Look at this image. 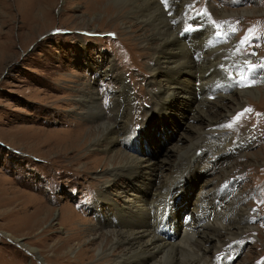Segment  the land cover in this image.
I'll list each match as a JSON object with an SVG mask.
<instances>
[{
    "label": "rangeland",
    "instance_id": "374dc122",
    "mask_svg": "<svg viewBox=\"0 0 264 264\" xmlns=\"http://www.w3.org/2000/svg\"><path fill=\"white\" fill-rule=\"evenodd\" d=\"M191 1L185 16H189L188 12L198 16L204 14L221 35V42H217L236 41L237 50L247 66L264 69V0ZM128 7L127 0H101L99 4L94 0H0V264H66L64 257L56 259L50 250L52 243L64 238L67 232L56 224L60 212L68 214L74 206V211L84 219L93 218L90 197L84 186L94 184L92 179L106 168L85 170L86 177H82L77 174L82 161L73 163L71 152L63 157L55 153L54 147L66 143L68 137L73 136L75 124L81 121L79 110L72 106V95L82 84L96 91L104 113L116 115L112 108L110 110V95L113 92L112 99L113 95H118L119 83L113 77L103 78L101 73L110 61L130 85L132 110L128 129L130 137L138 140L133 151L127 149L129 144L116 149V154L124 151L137 159L156 162V165H170L179 153L196 141L198 133L203 136L208 132L219 135L220 143L229 141L227 143L234 145L232 148L239 144L246 146L237 153L233 149L235 156L226 160L235 168L230 179L244 198L247 216L255 221L253 228L242 233L237 242L242 249L234 264H264V81L246 90L255 96L233 95L235 100L230 98L218 103L219 107L209 114L217 123L210 127L192 120L199 97L194 101L177 97L169 105L165 104L168 109L161 114L160 105L156 98L154 103L152 97L158 81L164 83L165 78L156 76L151 68L152 57L141 44L138 23L127 24L130 20ZM222 11L230 14L221 17ZM242 11L253 14L244 15ZM192 14L189 17L194 19ZM197 21L195 23H200ZM185 25L187 30L196 27L188 21ZM228 33L232 40H226ZM245 69L241 67L239 73ZM236 77L238 89H247L244 77L233 78ZM83 121V124L80 122L84 125L82 132L89 125L88 120ZM143 126V135L138 137ZM84 136L79 138V143ZM142 138L146 139L147 146ZM92 145L88 143V149L93 150ZM92 156L104 157L105 154L99 149ZM222 166L218 167L217 174ZM167 173L156 167L148 178L163 181ZM144 177L132 181L122 178L119 184L111 185L109 191L115 196L122 188L129 196L137 197L142 192V187L139 188L142 180H148ZM215 177L200 174L187 183L172 210L179 222L185 218L190 220L188 213L205 181ZM37 197L42 202L45 200L54 214L49 223L28 232L29 229L21 227L31 225V203ZM5 198L15 200L4 205ZM22 200H25L24 207ZM4 234L14 236L18 242L5 238ZM21 245L35 249L37 257ZM216 245L211 242L207 247L212 251ZM83 247L80 243L74 254ZM225 248L220 251L235 253L232 245L228 250ZM95 260L88 264H94Z\"/></svg>",
    "mask_w": 264,
    "mask_h": 264
},
{
    "label": "bare ground",
    "instance_id": "6f19581e",
    "mask_svg": "<svg viewBox=\"0 0 264 264\" xmlns=\"http://www.w3.org/2000/svg\"><path fill=\"white\" fill-rule=\"evenodd\" d=\"M94 1L101 3V0ZM127 2L131 20H128L127 24H132V21L138 23L142 32L141 44L152 57L151 68L156 76L165 78L164 83L158 81L155 96L152 97V101L156 98V103L160 105L158 108L161 114L166 113L168 105L177 97L187 101H194L199 97L192 120L210 127L217 123L209 114L219 107L218 103L229 100L233 95L247 93L255 96L253 92L246 90H251L257 82L264 81V69L247 66L237 50L238 43L232 40L229 33L226 40L231 38L232 41L219 43L221 35L210 22L208 23L204 14L198 16L188 12L189 16L194 15V19L185 16L191 0ZM242 13L253 14L252 11ZM229 14L222 11L221 17H227ZM197 20H200V23H195ZM187 21L190 25L197 26L185 31ZM241 67L246 69L240 74ZM101 73L103 78L113 77V80L119 83L118 95H113V99V92L110 95V110L112 108L116 115L104 113L96 91L89 89L86 83L82 84L72 95V106L79 110L81 121L88 120L90 126L82 132L81 127L84 125L81 121L82 124L77 122L72 131L73 136L68 137L66 143L54 148L55 153L63 157L71 152L73 156L70 160L73 163L82 161L81 171L77 172L82 177H86L85 170L90 171L97 167H105L106 170L92 179L94 184L84 186L91 201L89 209L93 215L92 219H84L79 212H75L74 206H71L68 214L60 212L56 224L66 228L67 232L64 238H58L52 243V257H64L66 264H88L94 258V264H234L236 255L242 249L237 242L242 233L253 228L255 221L247 216L244 198H241L242 194L239 195L235 182L232 183L230 179L235 168L226 160H232L235 156L233 151L237 153L246 146L239 144L232 148L234 145L227 143L229 141L220 143L219 135L208 132L203 136L198 133L196 141L190 143L185 152L179 153L175 162L170 165H156V162L137 159L124 151L116 154L115 150L122 146L124 148L130 144L127 149L133 151L138 144L135 137H130L128 129L132 94L126 76L118 72L113 61L108 62ZM237 75L244 77L248 83L247 89L239 90L238 79L233 78ZM233 100L235 99L232 98ZM165 104H168L167 107ZM144 126L139 129L138 137L143 135ZM83 135L84 140L79 143L78 140ZM142 141L147 146L146 139L142 138ZM90 142L93 143V150L88 149ZM99 149L104 151L105 156H92ZM42 156L38 155L40 159H43ZM220 165L223 166L217 174ZM156 167L168 172V177L163 181L155 182L151 180L152 177L148 178ZM254 169L258 171L257 168ZM200 174L216 177L205 181L201 193L188 213L190 220L185 218L186 220L179 222L172 213L178 203V195L183 194L187 183ZM139 176L148 178L147 181L143 179V184L139 186L142 187L141 195L129 196L122 188L115 196L109 191L111 185L119 184L122 178L132 181ZM112 196L116 197L119 203H116ZM14 200L15 198H5L3 201L6 204H3L7 205L8 201ZM24 201L21 202L23 207ZM31 204V225L27 228L25 225L20 226L21 229H29L28 232L49 223L54 214V211L45 205V200L42 202L37 197L32 199ZM81 225L84 227H80ZM3 236L10 238L14 243L18 242L14 236ZM211 242L217 244L212 251L207 247ZM80 243H83L84 247L78 248L74 254ZM230 245L235 253L220 251L224 247V250H228ZM21 246L31 250L33 256L37 257L35 249ZM51 260L55 262L54 259Z\"/></svg>",
    "mask_w": 264,
    "mask_h": 264
},
{
    "label": "snow or ice",
    "instance_id": "6c2138e0",
    "mask_svg": "<svg viewBox=\"0 0 264 264\" xmlns=\"http://www.w3.org/2000/svg\"><path fill=\"white\" fill-rule=\"evenodd\" d=\"M185 31H187V29H185ZM242 43H243V41H242ZM245 111H248V110H245ZM237 119H239V116L237 117ZM231 125H229V127H230Z\"/></svg>",
    "mask_w": 264,
    "mask_h": 264
},
{
    "label": "crops",
    "instance_id": "0c3cea01",
    "mask_svg": "<svg viewBox=\"0 0 264 264\" xmlns=\"http://www.w3.org/2000/svg\"><path fill=\"white\" fill-rule=\"evenodd\" d=\"M0 208H1V206H0Z\"/></svg>",
    "mask_w": 264,
    "mask_h": 264
}]
</instances>
